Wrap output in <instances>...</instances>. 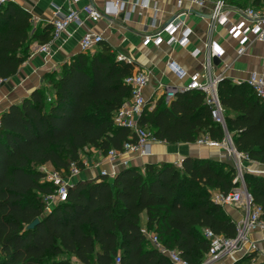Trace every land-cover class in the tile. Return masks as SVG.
<instances>
[{"label":"trees","instance_id":"16d2710c","mask_svg":"<svg viewBox=\"0 0 264 264\" xmlns=\"http://www.w3.org/2000/svg\"><path fill=\"white\" fill-rule=\"evenodd\" d=\"M245 9L264 0H225ZM52 24L32 27V15L16 2L0 7V80L13 76L30 56L31 46L51 39ZM93 53L78 52L58 71L43 75L45 85L0 114V264H173L148 240L141 228L177 249L189 264H201L209 250L203 229L233 238L236 222L212 192L228 194L236 170L224 160L186 156L181 166L170 161L146 163L143 171L128 165L111 179L99 175L76 179L67 199L45 211L44 196L54 185L38 166L50 163L67 171L82 163L79 152L94 147L106 155L133 140L129 128L113 123V113L130 99L124 80L138 65L118 59L107 42ZM217 92L226 130L237 151L264 166V98L246 80L221 77ZM204 93L178 91L169 102L149 103L139 124L155 140L194 143L203 135L221 141L225 135L212 118ZM252 202L264 223V176L243 173ZM39 222L31 229L27 226ZM120 258L116 263V258ZM248 252L227 264H264Z\"/></svg>","mask_w":264,"mask_h":264},{"label":"built area","instance_id":"2783aa9c","mask_svg":"<svg viewBox=\"0 0 264 264\" xmlns=\"http://www.w3.org/2000/svg\"><path fill=\"white\" fill-rule=\"evenodd\" d=\"M77 1L73 0V2ZM208 1L210 0H176V9L171 13V19L168 22L156 23L157 9L153 8L155 10L154 18L149 23L151 31L142 35V45L155 48L163 44L177 45L182 48L188 47L191 43L193 30L181 17L187 16L193 10L205 7ZM8 2H15V0H0V7ZM151 2L152 0H106L104 9H98L92 3H86L81 7H69L65 12L57 9L56 17L52 21L51 39L44 44L36 43L32 45L30 52H40L44 53V55H49L50 44L70 25L81 27L85 24V21L96 22L105 15L118 17L121 14H131L136 9L150 8ZM185 2L190 5L187 9L184 8ZM211 2L212 5L206 18L207 39L203 43V49L195 48L190 54L193 58H197L199 55L203 56L200 70L187 73L177 63L169 60L167 68L178 79L186 78L187 81L184 86L176 87H168L160 83L158 89L162 90V95L165 96L167 102L173 99L178 91L185 89L201 91L204 93L205 102L212 107V118L220 123L224 129L225 135L221 141L213 140L206 134L198 138L195 143L200 146L220 148V150H223L222 156L231 159L234 167L238 168L236 177L233 180L236 184L235 187L226 195H221L220 193L212 195L213 199L223 206H236L243 211V217L236 222V236L225 238L207 228L203 229L210 246L201 264H225L227 260H235L248 252L257 251L255 243L249 241L248 231L256 227L264 231V223L259 220V215L262 212L261 207L252 202V197L245 186L242 175V167L244 166L242 159L246 160L248 158L244 153L237 151L231 134L226 130L223 107L217 92V85L220 78L223 77V73H214L215 64L213 62V58L217 57L220 59L221 64L226 50L213 39L212 34L217 26H222L233 38L237 39V56L245 54L251 39L264 43V5L258 8L248 6L242 9L228 5L225 0H212ZM232 13L239 15L242 20L236 23L233 22L231 19ZM102 41L103 37L100 34L87 31L82 34L80 39L81 51L92 53L94 48ZM118 59L124 58L118 56ZM149 75V70L138 67L125 78L124 82L130 88V99L113 113V123L129 128L133 133V140L125 141L121 150L110 149L104 155L110 164V169L100 170L99 175L112 178L121 168L128 166L129 159H119L125 153H135L138 156L150 155L149 143L155 139L149 129L139 124V118L148 104L143 93L149 82ZM246 81L253 87L257 95L264 98V57L261 69L250 73ZM156 100L152 99L149 102L150 110L155 107ZM174 164L180 167L181 160L175 161ZM40 167L39 170L44 173V180L55 187L54 192L44 196L43 199L45 211L49 212L53 205L64 202L67 199L68 188L74 178L80 174L81 168L76 161L71 162L65 172L56 171L50 163L43 164ZM47 167L50 169L48 170ZM146 235L149 242L160 253L167 256L173 264H189L181 257L177 249L166 246L158 239L155 233L147 232ZM246 244H248V247ZM119 261L120 258H116V263H119Z\"/></svg>","mask_w":264,"mask_h":264},{"label":"crops","instance_id":"0c3cea01","mask_svg":"<svg viewBox=\"0 0 264 264\" xmlns=\"http://www.w3.org/2000/svg\"><path fill=\"white\" fill-rule=\"evenodd\" d=\"M176 0H152L150 8L136 9L131 14H121L118 17L105 15L100 20L85 21L81 27L70 25L62 31L59 37L50 44V54L44 55L40 52H30L28 59L20 65L18 71L11 77L0 81V114L13 103H20L30 92L42 85H45L43 75L47 72L58 71L61 65L72 55L81 52L80 39L83 33L91 31L100 34L103 41L107 42L117 56L135 62L138 67L150 71L149 82L144 88V97L148 100L157 99L162 95L158 89L161 83L168 87L184 86L187 79H178L167 68V62L174 61L187 73L200 70V63L203 56L193 58L190 54L193 49H203V43L207 39V16L210 11L212 0L208 1L205 7L193 10L184 17L185 23L192 28L193 35L188 47L182 48L177 45L163 44L158 48L142 45V35L151 31L149 23L156 12V23L168 22L171 13L175 11ZM17 4L29 11L32 15V27H43L45 24H52L56 17V10L65 12L69 7H81L86 3H92L98 9H104L106 0H15ZM188 2L184 8H189ZM233 22L241 21L236 13L231 14ZM213 39L225 50L221 64H215L214 73H223L233 81L246 80L250 73L259 71L263 65L264 43L251 39L245 54L237 56V39L233 38L222 26H217L212 34ZM99 49V45L94 51ZM92 52V53H93ZM150 155L138 156L135 153H125L119 159H129V165L137 166L143 171L146 163L160 161L175 162L186 156L198 158H210L224 160L233 164V161L226 156L223 157V150L218 147L200 146L194 143H166L158 140H151L149 143ZM80 160L84 164L76 179H93L99 176L100 170L110 169V164L104 155L94 147H85L79 152ZM251 165V170L264 173V166L246 159ZM49 164V163H48ZM86 164V165H85ZM234 166V165H233ZM111 179V178H110ZM73 180V181H74ZM214 190L212 195H218ZM228 215L235 221H239L244 213L236 206L224 205ZM145 216L141 220L142 231L146 229ZM249 241L254 242L257 247V259L264 258V231L259 227L248 231ZM248 247V244H246ZM76 264H80L75 258ZM230 262L227 260L225 264Z\"/></svg>","mask_w":264,"mask_h":264},{"label":"rangeland","instance_id":"374dc122","mask_svg":"<svg viewBox=\"0 0 264 264\" xmlns=\"http://www.w3.org/2000/svg\"><path fill=\"white\" fill-rule=\"evenodd\" d=\"M248 7V6H247ZM152 100V99H151ZM151 100H148V103L151 101ZM242 162H243V167H242V175H243V173L244 172H250V173H252V174H255V175H263L264 176V173H262V172H255V171H253V170H251V166H253V165H251L248 161H245V160H243L242 159ZM41 166V165H40ZM40 166H38V169H39V167ZM41 168V167H40ZM47 169L49 170L50 168H48L47 167ZM235 170H236V172L238 171V168H236L235 167ZM74 259V258H73ZM256 261H258V259L256 260Z\"/></svg>","mask_w":264,"mask_h":264},{"label":"water","instance_id":"95a60500","mask_svg":"<svg viewBox=\"0 0 264 264\" xmlns=\"http://www.w3.org/2000/svg\"><path fill=\"white\" fill-rule=\"evenodd\" d=\"M182 19L184 18V17H181ZM213 62H214V64H219L220 63V59L219 58H217V57H214L213 58ZM39 222V220L38 219H34L28 226H27V228H29V229H31V228H33L37 223Z\"/></svg>","mask_w":264,"mask_h":264}]
</instances>
